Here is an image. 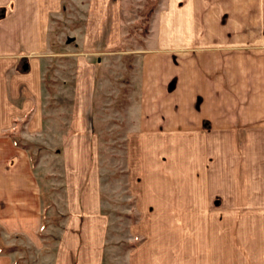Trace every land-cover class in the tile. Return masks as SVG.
I'll return each mask as SVG.
<instances>
[{
    "label": "crops",
    "instance_id": "obj_1",
    "mask_svg": "<svg viewBox=\"0 0 264 264\" xmlns=\"http://www.w3.org/2000/svg\"><path fill=\"white\" fill-rule=\"evenodd\" d=\"M64 1L0 0L6 243L41 239L42 185L56 170L23 142L44 141L61 157L53 196L63 215L51 262L41 264H264V0L153 7L124 100L107 107L119 119L110 124L124 127L104 139L123 142L119 172L99 164L96 124L111 116L98 108L111 88L103 73L128 52L118 48L121 0ZM66 8L74 38L54 52L52 22ZM53 61L62 83L52 81V93ZM14 257L0 250V264Z\"/></svg>",
    "mask_w": 264,
    "mask_h": 264
},
{
    "label": "rangeland",
    "instance_id": "obj_2",
    "mask_svg": "<svg viewBox=\"0 0 264 264\" xmlns=\"http://www.w3.org/2000/svg\"><path fill=\"white\" fill-rule=\"evenodd\" d=\"M162 1L163 0H121L122 43L118 46V48H124L128 52L123 58H118L108 65V67L111 68V71L105 70L103 73L108 77L111 76V88L109 86L110 91L108 90V92L103 94V96L105 95V97H100V99L98 100V108L99 110L103 111V113H111V116H108V118L106 119L102 118L101 120H99V123L96 124L97 126L95 125L99 138L97 143V152L98 161L101 167L110 166L109 163H111V168L116 170L117 172L121 171L123 167V142L120 140L121 138L117 137L116 140L111 141L107 139L104 140L105 137L108 138L109 136L120 135L123 132L124 128L123 126L110 124L109 121L111 119H114L115 115L112 118V115L114 113H112L107 107L119 106L121 101L124 100V92H126L127 90L126 82L129 79V74L133 70V51L141 48V46L143 45V37L146 35L148 19L151 15V13L150 15H147L148 11L151 6L154 7L157 3L159 4ZM69 4L70 2H67L66 0L64 1V6H70ZM70 10V8L64 9L63 17L56 18V20L52 22L53 27L51 28L50 38L54 52H59L65 49L66 45L69 43L67 42L68 37L71 36L72 39L74 38V36H72L73 30H71L70 23V19L72 18ZM77 14L78 13H76V15ZM89 33V30H87V32H85V36L89 37ZM97 33L100 34L102 33V31H98ZM57 56L58 55L56 54L55 57ZM57 64V61H53L45 76V82L50 92H52L53 88H55L56 86V84H51L52 81H60L62 83L61 78H56L55 76ZM59 69L61 70V68ZM69 69L70 68L68 64V67H65L64 70L69 71ZM63 74H65V72ZM54 77L56 79H54ZM65 83L66 85L71 86L72 79L69 78L67 82H63V84ZM100 93H102V91H100ZM114 120L119 121V119L116 118ZM16 132L19 133V131L17 130ZM14 135L15 138H17L15 132ZM23 143L29 148L33 161H37L39 158L38 156L44 154L46 156V159L49 161V165H51L56 171H52L53 174L48 175V181L44 180L42 185L41 192L43 195V226H41V229L39 230L41 239H38L35 242L25 239L23 236L16 234L15 238H11L12 244L9 245L6 243L8 242L7 237H5L4 240L2 236L3 230L0 226V250H11L13 254L15 253L12 264H41L42 262L49 263L51 262L52 254L54 253L55 248L54 243L57 234V228L55 227V224H59L60 219L63 215V213L59 209V206L57 207V205L55 204V196H53V190L56 187L61 186L60 179H58L60 177L59 171L60 169H62L61 157H59L58 155L55 156L48 154V152L51 150L50 145L55 142L25 141ZM57 145L58 146L56 148L53 147L52 149H55L59 152L61 149V142H58ZM46 186L51 189L52 195H50V191L46 190ZM115 198V202H119V196L116 195ZM135 217L136 214H132V218L134 219ZM48 222L54 223V226H51V228L50 226L45 228V224H48ZM126 223L128 224V222H123L122 224L119 223L120 228H118L117 231H121V233L124 234L123 231H127ZM41 240L44 243L42 248L40 247L42 244ZM135 241H137V238H135ZM135 241H133V244ZM49 242H51V244ZM46 251L49 252V255L46 259H44L43 254Z\"/></svg>",
    "mask_w": 264,
    "mask_h": 264
},
{
    "label": "trees",
    "instance_id": "obj_3",
    "mask_svg": "<svg viewBox=\"0 0 264 264\" xmlns=\"http://www.w3.org/2000/svg\"><path fill=\"white\" fill-rule=\"evenodd\" d=\"M152 9H153V6H151V8L149 9V11H148V14H147V15H150V13H151Z\"/></svg>",
    "mask_w": 264,
    "mask_h": 264
},
{
    "label": "water",
    "instance_id": "obj_4",
    "mask_svg": "<svg viewBox=\"0 0 264 264\" xmlns=\"http://www.w3.org/2000/svg\"><path fill=\"white\" fill-rule=\"evenodd\" d=\"M71 39H72V37H71V36L67 38V40H68V41H70Z\"/></svg>",
    "mask_w": 264,
    "mask_h": 264
}]
</instances>
